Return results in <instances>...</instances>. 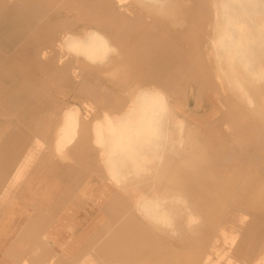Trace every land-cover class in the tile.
I'll use <instances>...</instances> for the list:
<instances>
[{"label":"bare ground","instance_id":"1","mask_svg":"<svg viewBox=\"0 0 264 264\" xmlns=\"http://www.w3.org/2000/svg\"><path fill=\"white\" fill-rule=\"evenodd\" d=\"M88 1H91L90 5L80 4V8L82 10L97 11L93 17L88 19L93 22L91 27L85 24L81 28H71L61 34L59 31L56 34L58 38L53 43L46 24L35 27V31H37L35 35L23 44L31 45L33 48V53H28L30 58H33L29 59L33 62V69L37 72L47 73L54 68L60 72L67 67L69 70H73L70 77H76V69L78 71L112 75L124 86L128 87L129 82V89L135 91L129 100L126 99L127 102L124 107H121L122 109L110 113L104 110L99 118H90L91 120L86 117L81 118L78 108L70 105L63 109L56 130H54L55 126L52 127L55 131V138H53L54 140L51 139L53 143H50L51 146L49 144L51 147L49 153L56 155L61 161L60 164L63 163L68 170L70 169L69 172L73 170L69 163L75 160L71 155L81 154L79 160L76 161H79L80 165L83 164L85 167L82 169L83 171L78 172L76 170L71 175L74 186L81 185L93 174V171L89 170L92 167L91 163L88 165L85 160V155L89 151V141H92L95 146L93 150H97L98 153H96L99 154V162L101 168H103L105 180L115 189L117 188L121 192L123 190L149 187L156 190L162 189L160 197L154 194L145 196L139 192H133L131 197L135 212L164 233L171 232L179 236L185 231H189L195 234L199 231L202 217H206L205 220L209 223L213 222V224L224 218V224H226L232 218L230 214L235 210H240L229 234H227L222 223L219 224L218 231H216L221 234L222 241L228 248L227 250L231 251V254L237 258L236 261L229 259L227 264H264V250L262 249L264 225L259 224L254 216L248 223L245 219L249 211L258 212V214L262 211L261 214L264 215V175H262L264 160L261 163L259 161L256 165V174L261 175L257 179L245 180L241 176V172L237 173L241 177L239 180L238 177H228L236 163L235 160L240 158V155H236L235 152V155L226 157L228 162L224 161L219 166L212 165V163L209 165L208 158L210 157L207 156L204 150L199 152V148H191V138L188 135L190 130L187 129L184 120L180 121L176 117L177 113L180 112V104L187 107L185 99L191 92V87L188 86L191 83L190 81H196L198 86L202 87L203 83H201L202 80L198 75L202 74L205 77L208 76L206 79L210 78L208 66L204 59L209 49L210 55L214 57V69L218 73V78L226 84V87L232 93L233 98L229 102L232 105V110L227 113H232L230 119L233 121L234 128L236 129L238 126L239 130L243 132L237 133L245 136L247 128L241 127L239 124L251 121L247 125L252 127L254 139L252 141L235 139L236 144L240 146L241 150L246 148H248L247 150H255L253 142H262L263 140V143H258L262 149L257 151L264 155V125H261L260 120H258H264V109H261L260 105H253L254 101L247 91V87L252 86L254 78L257 76L256 67L260 63H264V60L259 57H250L251 54L253 56V51L248 49L246 44L249 35L246 34L247 25L245 23L251 15L255 14L251 20L259 21V24L264 26V0ZM55 2L56 0L49 1L52 6L55 5ZM11 6L15 8L12 9L15 10L14 13L22 17L20 20L25 22L30 20L42 23L51 22V19L45 16L52 13L46 12L45 15V12L41 13L44 5L39 3V0H13V2L0 0V18H2L8 7L12 8ZM208 10H211L212 21L210 34L206 33L205 29V25L208 24ZM33 27L29 29H33ZM257 38L261 39L264 44V34L258 35ZM242 44L245 45L247 50L242 48ZM25 50L27 49H20L17 52L18 56L21 55V57L27 58L24 55ZM5 57L7 58L8 55L0 49V77L14 69L4 62ZM255 61L258 63L255 64ZM74 62L78 63L79 67H73ZM25 67L17 63V70L21 71ZM140 74L149 75L152 81H146L148 83L145 86L148 87L137 84L140 83L138 82L140 81ZM29 83L33 84L32 87L34 88L36 86L43 87L36 84L37 82ZM25 84H27L26 87L29 86L27 82ZM5 86L7 85L0 82V97L4 94ZM183 86L184 88H182ZM256 90L260 89L256 88ZM174 91L179 92L182 96L178 104L174 103L177 99L172 96ZM175 96L177 97L176 94ZM229 96H231L230 93ZM114 101L116 100L114 99ZM114 101H111V105ZM262 103H264V95L257 100V104ZM0 104L3 105V107H0V111H14L11 106L13 99L1 98ZM118 104L116 105L119 106ZM84 106L88 107V103H84ZM257 107L258 111L256 110ZM255 113L257 116L254 115ZM7 122L8 120L5 123ZM256 122L259 123L258 126ZM16 126L17 128L11 129L12 133L8 134L15 136V134L26 133L30 138L32 135L34 136V133H30L28 130L23 132L24 130L19 128V125ZM3 129H7L5 125ZM259 131L260 134H257ZM50 134L52 135V132ZM10 136L5 135V137ZM79 142L81 143L79 144ZM28 144L22 147L23 149L21 148L20 159L14 167L13 174L17 173L18 170H23L26 164L28 165L33 161V157L38 153L36 150L37 144H34V142ZM161 147H164V152L161 154L155 153ZM72 150L77 153L70 154ZM185 155L186 157L183 158ZM211 157L217 158L216 156ZM162 158L163 163L159 162ZM262 158L264 159V157ZM44 159L43 161H37V168L46 165ZM156 160L160 166L163 165L165 169L170 168L174 171L171 170V175H151L148 177L147 183L136 187L144 180L142 173L147 175L151 173L149 165L154 164ZM94 163L97 162L94 161ZM249 164L255 166L256 163ZM53 165L50 162L48 169L51 172L50 175L45 174L46 176L36 179L37 183L34 186L35 191H32V196L37 201V205L40 206L37 212L29 213V211L27 212L22 208V215L26 216L27 222L22 226L17 238L11 241L12 244L7 250V257L11 260L23 264H53L54 260L52 259L46 261L47 256L44 260L47 251H45V255L42 254L44 249H41L42 252H40V246L46 240L44 235L46 227L51 219H54L50 211L51 208L49 212L44 204L53 200L54 205L61 199L71 200L69 198H72L70 191V193L65 192L67 189L61 191L62 185L56 181V174L53 175L56 168ZM63 167L61 168L63 169ZM80 167L78 169L81 170L83 167ZM247 167H249L248 164ZM12 169L13 167L0 169L2 188L5 184L14 182L13 177L10 176ZM38 170L41 171V169ZM87 170L91 172V175ZM221 170H226V172H219ZM254 182L255 185H251ZM256 183L261 185L256 188ZM66 185L64 184V186ZM227 185H234L233 190L229 191ZM224 191L227 192L225 195H223ZM115 194L114 191L110 192L107 187L97 193L86 195L83 194L82 189L79 192V196L84 199V202L85 200L89 201L86 196H92L90 199L96 202L89 201L90 203L85 202L83 204L86 205V207H83L86 210L83 213L85 214V220L98 212L100 217H97V219L100 218L101 224L103 220H101L100 207L107 201L108 203L112 201L114 207L112 210V221L114 222H112V230L108 232L111 226L104 228V230L108 229V234H105V237H107L109 243L102 242L99 248L96 249L97 247L93 243L98 235L102 234L98 232L95 235L92 234L93 237L87 241L86 248H91L90 251L92 252H95V249L102 252V249H104L113 256H117L118 260H121L123 255H131L132 257V250L120 245L119 235L124 229L127 219L124 216L125 213L124 215L121 214V209L115 212L117 205L115 198L118 196H115ZM244 194L246 196H243ZM72 196L75 198V195L72 194ZM238 203H243L245 208L240 209L237 207L238 205L235 204ZM235 206L237 209H235ZM209 208L211 209L210 213H208ZM105 209H108V207ZM131 214L128 222L130 231H133ZM134 227V231L147 232L142 226L135 225ZM240 227L243 231L242 234L237 233ZM128 235L132 241V233H128ZM239 235L242 236L240 237L241 240L237 239ZM187 237L185 238L186 243L192 242L193 239ZM142 240L143 238L136 239L135 242H144ZM118 247L122 248L123 252L122 250L119 251ZM210 247L220 257L224 256L215 249L214 243ZM246 247H248L247 251H245ZM254 247L256 248L253 249ZM23 253H26V258L23 257ZM169 256L172 259L174 255ZM239 257L241 260L238 259ZM78 258H74L72 261L77 262L79 261ZM196 259V257L193 258V260ZM208 261L209 255L206 251L201 257L200 263L208 264ZM118 263L136 264L132 260ZM150 263L172 264V261L168 257H164L162 260L159 257Z\"/></svg>","mask_w":264,"mask_h":264},{"label":"rangeland","instance_id":"2","mask_svg":"<svg viewBox=\"0 0 264 264\" xmlns=\"http://www.w3.org/2000/svg\"><path fill=\"white\" fill-rule=\"evenodd\" d=\"M10 1L13 2V0ZM49 1L51 0H39V3L44 5V7L41 10V13L45 12L44 15L46 14V12L52 13L51 15L45 16L51 19L50 23L34 22L33 20L25 22L23 20H20V18L22 17H20V15L17 16V14L14 13L15 10H12L14 6L13 7L11 6L12 8L8 7L7 11L2 15V18H0L1 21L0 49L4 53H6V55H8L7 58L5 57L4 62L8 64V66L14 68L12 69L13 71L7 72L5 73L4 76L0 77V82L3 83V85H7L5 86L6 88L4 89V94L2 97H0V99L6 97L13 99V104L11 106L14 108V111L12 110L0 111V127L2 128L0 130V138L5 135H11V137L5 138V143L10 148L13 147V144L20 143L22 146L23 144L30 143L29 141L32 140L38 143L36 148L38 153L36 154L35 157H33L34 161L31 168L29 169V172L30 171L31 172L30 173L28 172L25 175V179L30 178V182H28L29 181L28 179L27 182L22 183L25 184L23 186L28 185V188H32L36 184L37 181L36 179L40 178L41 176L50 175L51 172L48 169L51 162V164H54L56 166L55 170L57 171L56 173V171L54 170L55 173H53V175L56 174L55 176L57 177L56 178L57 181L64 188L63 191H65L67 186L70 189L72 186L75 185L73 184L72 182L73 178L71 177L73 171L74 172L76 170L78 172L83 171L82 169H84L85 166L83 164L81 166L80 162L76 161L79 160L81 154L74 155V153H77L74 150H72L73 152L71 151L70 153V154L73 153V155L75 156L74 157L71 155V157L75 159V160L73 159L74 160L73 162L69 163V165L71 164L70 166L73 167L71 168L73 169L71 170V172H69L70 169L68 170L65 164L63 163L60 164L61 161L56 155L51 154V152L49 153V150H51L50 146L53 143L51 139L55 138L54 130H56L57 128L61 111L66 107H69L70 105L71 107L73 106L78 108V113L81 118L82 117H86L87 119L99 118L104 110L110 113L122 109L121 107L125 106L124 104L127 102V100H129L130 96L134 94L135 90L129 89V85H130L129 82H128V87L124 86L122 82H118L117 78H115L112 75H107V74L105 75L95 72L90 73L85 71H78V69H76V77H70V74H73L72 73L73 70H69L67 67L63 68L60 72H58L54 68L53 70L47 73L42 71L37 72L33 69V65H32L33 62L29 60L33 58H30V55L28 54V53L31 54V52L33 53V48L31 45H27V44L23 45V44L25 42H28V39H30L35 35V33L37 32L35 31V27L37 26L39 27L43 24H46V28L49 29V35L53 43L58 38L56 34L59 31L61 34L64 31L70 30L71 28H81L85 24L91 27L93 22L89 21L88 19L93 17L97 12L91 10H82L80 8V4H83L85 6L90 5L91 1L89 2L88 0H56L54 6L50 5ZM254 16L255 14L251 15L250 19L245 22L247 25L246 34L249 35L247 37L248 41H246V44L248 45V49L253 51V56L251 54L250 57H259L260 59L264 60V44L261 39L257 38L258 35L260 36L261 34H264V26H261V24H259L260 23L259 21L251 20L253 19ZM211 22H212L211 10H208V24L205 25L206 33L208 34H210L211 32ZM30 27H33V29H29ZM22 48L27 49L25 50L26 52L24 54L27 58H23L21 57V55L18 56L17 52ZM242 48L247 50L244 44H242ZM204 59L208 66V75L210 78L206 79L208 76L205 77L202 74L198 75L200 80H202L201 82L203 83L202 87L198 86L196 81L194 82L190 81L191 83H189L188 86L191 87V92L185 99L186 102L185 104L187 107L180 104L179 105L180 112L177 113L176 117L180 121L184 120L187 129L190 130L188 135L191 138V142H190L192 145L191 148L194 149L199 148V152L204 150L207 153V156L210 157L208 158L209 165L212 163V165L219 166V164L223 163L224 161L228 162L227 159L228 156L235 155L234 153L236 152V155H240V158L235 160L236 163L231 169L228 177H232V178L238 177L239 180L241 177L237 175V173L241 172V176L245 180H250L252 178L257 179L261 175L256 174V169H255L256 165L257 163H259V161L261 163L262 160H264L262 158L264 157V155L260 154L257 151L258 149H262L258 145V143H263V140L262 142H255V141L253 142L255 150H247L248 148H246L245 150L243 149L241 150L240 146L236 144L237 142L235 139L251 140V141L254 139L252 127L247 125L251 121H245L243 124H239V126L247 128L245 136L239 135L237 132L240 133L243 132L239 130L238 126L236 127V129L234 128L232 124L233 121L230 119L232 113L230 112L227 113L228 111L232 110L231 109L232 105L229 103L231 98H233L232 93L226 87V84L223 83L222 80L218 78V73L214 69L215 67L214 57L210 55L209 49H208V54L204 56ZM17 63H20L26 67L21 71L17 70ZM254 63L257 64L258 62L255 61ZM72 66L79 67L78 63L76 62H74ZM256 72H257V76L254 78V82L252 86L247 87V91H248V95L254 101L253 105L254 106L260 105V108L264 109V103L257 104V100L264 95V63H260L259 66L256 67ZM139 77H140V81L138 82L142 84L140 83L137 84L144 85V87H148L145 85L149 81H152L149 78V75L147 74H140ZM25 82L29 84L28 87L25 86L27 85L25 84ZM29 82L32 83L37 82L36 84L42 85L43 87L36 86L34 88L32 87L33 84ZM182 88H184V86ZM256 88H259L260 90L257 91ZM226 89H228V91H226ZM225 91L228 93H226ZM176 92L174 91L172 96L177 98L175 100L176 102L174 101V103L178 104L179 99H181L182 96H180L179 92L178 93ZM229 93L232 97L229 96ZM175 94L177 95V97L175 96ZM226 96H228V98H226ZM114 99L117 102L114 101ZM106 100H110V101H106ZM111 101L112 102L114 101L113 105H111L112 104ZM86 102L88 103V107L84 106V103ZM109 103L110 106L108 105ZM115 103L116 104L119 103L118 104L119 106H117ZM114 104L116 107L114 106ZM0 107H3V105L0 104ZM256 110L258 111V107L256 108ZM254 115L257 116L256 113ZM7 120L8 122L5 123ZM258 120H260L261 125H264V120L262 119H258ZM4 125L7 128L6 130L3 129ZM16 125H19V128L24 130L23 132H26L28 130V132L30 133L32 132V134L34 133V136L32 135L30 138L27 136L26 133H21L17 135L15 134V136H12V134H8V133H12L11 129L17 128ZM47 125L49 127H46ZM256 125L258 126L259 123L256 122ZM52 127H54V130L52 129ZM43 128L45 132L43 131ZM259 129H261V127H259ZM51 132L52 135L50 134ZM49 134L51 135V137ZM257 134H260V131L257 132ZM12 140H14L15 142L10 143V141ZM80 143L81 142H79V144ZM89 143H90L89 151L85 155L86 157L85 160L88 165H90L91 163L92 167L89 170L91 172L93 171V174L91 175V172L87 170L88 172H90L89 175H91L90 180H88V182L90 183L95 182L100 184L99 187H101L102 189L106 188L110 184L105 180L104 171L103 168H101L99 162L100 161L99 154H97L98 153L97 150L95 149L93 150L95 146L93 145L92 141H89ZM44 146L46 147L47 150L45 149ZM162 152H164V147H161L155 153L161 154ZM211 156H216L217 158ZM185 157L186 155L183 158ZM43 159L45 160L46 165L42 162V164L44 165L41 168H37V161H43ZM94 161L97 163H94ZM159 162L163 163V158ZM254 162L256 163L255 166L249 164ZM247 164L249 165V167H247ZM239 165L240 167H238ZM60 166L61 167L64 166L63 169ZM80 166L83 168H81ZM74 167L76 168L74 169ZM78 167H80L81 170L78 169ZM38 169H41L42 172L39 171ZM149 169L151 173L149 175H147L146 173H142L144 180L140 182L138 185H136V187L140 186V184L147 183L148 177L151 175L154 176L159 174L165 176L168 174L171 175L172 173L171 172L172 169L171 170L170 168L165 169L163 165L160 166L157 163V160L154 161V164L151 163L149 165ZM250 170L252 171V173ZM87 171L86 173H88ZM219 172L223 173L226 172V170H221ZM262 175H264V171ZM25 179L24 181H26ZM64 184L67 185L64 186ZM251 185H255V182L253 184L251 183ZM260 185L261 184L256 183L255 187L258 188ZM110 186L114 188L112 185ZM226 187L229 189V191H232L233 190L232 187H234V185H227ZM69 191L71 192L70 195L74 193L77 194L76 190L75 191L69 190ZM110 191H114V193H116L115 196L118 195L117 198L114 197L115 200H117L115 212L120 211L121 209L122 211L121 214L124 215L125 213L124 216L127 219V222H125L126 223L125 227L119 235V239L121 241L120 245L122 247L126 246L127 248H131L132 257L131 255H127V256L123 255L121 260H118L117 256H113L112 254L111 256H109V254L108 255L105 254L103 255L105 256V260H102L101 258L103 256H100V252L96 251V249L99 248L102 242L109 243L107 237H105V234H108V232L112 230V222H113L112 210L114 207L112 205V201H110L109 203L107 201L99 209V211L102 213L101 220L103 221L101 222V224H99V227L96 230L97 233L99 232V234L102 233L103 235L102 234L98 235V238L95 240L96 243L95 242L93 243L97 247L95 249V252L90 251L91 248H88L87 249L88 252H86L92 254L93 255L92 257L95 259V261L109 260L106 262L118 261L124 263L125 261L128 262L129 260L130 261L132 260V262L136 264L138 263L152 264L150 262L155 258L157 259L160 257V260H162L164 257H168V259L172 261V264H199L201 257L203 256L204 253H206V251L209 255L208 264H213V263L227 264L229 259L233 261L237 260V258H235L233 254H231V251L229 252L227 250L228 248L223 243L222 241L223 238H221L222 237L221 234H219L216 231H218L219 224L222 223V226L225 228L227 234H229L233 229L232 225L234 224V220L237 214L240 213V210L237 211L235 210L232 214H230L232 215V218L226 224H224V218L218 221V223L216 221V223L213 224V222L211 223L207 222L205 220L206 217L205 218L202 217L201 218L202 223L199 225L198 232H195V234H193L189 231L188 232L185 231L181 235L177 236L176 233L174 234H172L171 232L164 233L163 231L156 228V226L154 227L151 223L145 221L141 216H139V214L135 212L133 208L132 197H131L133 192H139L144 194L145 196L147 195L152 196L154 194L160 197L162 195V189L159 188L158 190H156L153 187H149V188L131 189L127 191L123 190V192H121L119 191V189L114 188L111 189ZM65 192H67V190ZM223 193H224L223 195H225V193L227 192L224 191ZM32 194L33 193L30 192L29 190H22L21 192H19V196L21 197L20 201L24 203L26 207L29 208L31 207L33 211V206L35 204L37 205V201H35V198L34 196H32ZM243 196L246 195L244 194ZM120 200L121 203L119 204ZM118 204L120 205V207ZM235 205H238L237 207H239L240 209L245 208V205L243 203H238ZM84 207H86V205H84ZM106 207H108L109 210L105 209ZM237 207L235 206V209H237ZM49 208H51V206ZM246 209L249 210L248 207H246ZM131 210H132V214H131ZM210 211L211 209L209 208L208 213H210ZM261 212H259L258 214V212L249 211L245 218L246 223L250 222L251 218L254 216L255 218H257L259 224L264 225V215L261 214ZM130 214H131V225L133 231H130V224L128 222ZM109 221L111 222V224L108 225V223H110ZM135 225H138L139 227L142 226L143 229H146L147 232L144 231L143 233H141L140 231L137 230L134 231ZM106 226L108 228L109 226H111V228H109V231L108 229L104 230ZM242 232H243L242 228L240 227L237 233L242 234ZM128 233H132V241L130 240ZM141 237L143 238L142 241L144 242H135L136 239L138 240L142 239ZM186 237L192 238L193 239L191 240L192 242L186 243L185 240ZM240 237L242 236L239 235L237 239L241 240ZM44 242L45 241L42 242L41 244L42 246L44 245ZM213 243L215 245V249L221 255H224L223 257H220L218 254L214 252L213 249H211L210 246ZM44 247L46 248V245H44ZM255 248L256 247H254L253 249ZM262 249L264 250V244L262 245ZM118 250L121 251L122 248L120 249V247H118ZM247 250L248 247H246L245 251ZM172 254L174 256L171 259L169 255ZM195 257L197 259L193 260V258ZM112 259H114V261H112ZM191 259L193 261H190ZM238 259L241 260L240 257ZM233 264H237V263H233Z\"/></svg>","mask_w":264,"mask_h":264},{"label":"crops","instance_id":"3","mask_svg":"<svg viewBox=\"0 0 264 264\" xmlns=\"http://www.w3.org/2000/svg\"><path fill=\"white\" fill-rule=\"evenodd\" d=\"M5 138L7 137L3 136L0 138V169L3 170V168L9 169L10 167H13L10 176L13 177L14 182H12V184H5L3 188L0 183V264H23L22 262H16L7 257V250L12 244L11 241L17 238L18 234L21 232L22 226H24L27 222L26 216L22 215V208H24L27 212L29 211V213H33L37 212V209L40 207L39 205L35 204L32 211L31 207H26L24 203L20 201L21 197L19 196V192L22 190H29L30 192L35 191L34 187L28 188V185L23 186L25 184H22L23 182H27L28 179V182H30V178L25 179V175L29 172L34 160L28 165L26 164L23 170H18L17 173L13 174L15 171L14 167L20 159V150H22V147H24L26 144H23L22 146L20 143L13 144V147L10 148L8 145H6ZM13 142L15 141H10V143ZM29 142L38 144L33 140ZM13 158L15 159L13 160ZM24 179L26 181H24ZM88 180H90V177ZM88 180L84 181L81 185L77 184L76 186H72L70 189L66 188L67 191H77V194H73L75 195V198L71 195L72 198H69L71 200L61 199L54 205L53 200L45 202L44 206H46L48 211L50 210L49 207L51 206L50 211L52 216H54V219H51L49 225L46 227V231L44 232L46 237V240H44L46 243L44 242V244L46 245L47 249L42 245L40 247V252H42L41 249H44V252L42 253L43 255H45V251H47V254L44 256V260L47 256L46 261H49L53 258L56 259H53V264H120L118 262L95 261V259L92 257V254L86 253L88 252V248H86V245L88 244L87 241L93 237L92 234L95 235L97 233L96 230L100 224V218L97 219V217H100V213L97 212V214H94L91 218L89 216L88 220H85V214L83 213H85L86 210L83 209L84 205H82L84 203V199L80 198L79 192L82 189L83 194L86 195L90 193H97L102 190V188L99 187L100 184L95 182L90 183ZM76 187H79V189L77 190ZM108 187L107 188L109 190L114 189L110 185ZM60 189L61 191L62 189L64 190L62 186ZM86 197L90 202L92 201L96 203L95 200L90 199L92 196ZM89 201L85 200L86 203H90ZM105 254H109V256H111L110 252H106L104 249H102L100 256ZM23 255L22 256L26 258V253H23ZM79 256L80 258H78ZM74 258H78L79 261H72ZM101 259L105 260V256H103Z\"/></svg>","mask_w":264,"mask_h":264}]
</instances>
